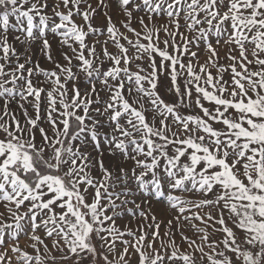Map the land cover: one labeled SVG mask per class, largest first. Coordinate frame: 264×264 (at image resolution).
I'll return each instance as SVG.
<instances>
[{
  "label": "snow or ice",
  "instance_id": "snow-or-ice-1",
  "mask_svg": "<svg viewBox=\"0 0 264 264\" xmlns=\"http://www.w3.org/2000/svg\"><path fill=\"white\" fill-rule=\"evenodd\" d=\"M0 264H264V0H0Z\"/></svg>",
  "mask_w": 264,
  "mask_h": 264
}]
</instances>
